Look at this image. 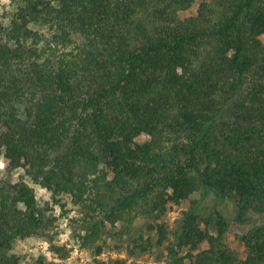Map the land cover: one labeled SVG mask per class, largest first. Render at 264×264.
Returning <instances> with one entry per match:
<instances>
[{
    "label": "trees",
    "instance_id": "16d2710c",
    "mask_svg": "<svg viewBox=\"0 0 264 264\" xmlns=\"http://www.w3.org/2000/svg\"><path fill=\"white\" fill-rule=\"evenodd\" d=\"M10 2L0 12V264H48L13 252L35 235L65 253L55 240L66 217L93 264H129L101 257L127 240L131 255L164 245L171 264H235L220 210L201 218L192 200L171 244L161 220L202 190L234 199L241 220L264 216V0ZM140 216L158 238L138 234ZM240 240L241 264H264V220Z\"/></svg>",
    "mask_w": 264,
    "mask_h": 264
},
{
    "label": "rangeland",
    "instance_id": "374dc122",
    "mask_svg": "<svg viewBox=\"0 0 264 264\" xmlns=\"http://www.w3.org/2000/svg\"><path fill=\"white\" fill-rule=\"evenodd\" d=\"M198 3H196L186 14H194L197 10ZM11 8L10 0H0V12H5ZM4 151L0 154V179L3 175V169L5 167ZM37 195L40 203L46 206V201L50 198V193L45 188L35 185ZM193 199H189L187 202L180 206L171 207L164 220L170 228L169 240L167 244L176 242L175 231L177 228V220L181 219L182 211L190 209L192 206V200H197V212L202 217L210 216L215 210H220L226 220L228 221V229L224 236V242L228 244L231 249L236 253L238 260L235 264H241V260L247 255V248L241 242L240 236L248 231L255 222H263L264 216L255 210H250L248 218L243 220L239 219V209L237 202L232 198H220L213 191H199L193 194ZM56 213L59 214L61 208L56 206ZM74 215V211L70 216ZM69 218H63L60 222V235L55 240L56 244L64 246L65 250L61 253H57L52 249L50 242L46 240L47 235H35L27 237L25 239H18L15 243L13 252L20 255L24 262L35 261L41 255H44L50 262L48 264H93L91 253L87 250L81 249L77 244L75 238L72 236V228L69 224ZM157 221V222H161ZM156 221L147 216H140L136 223L138 234L145 232L150 233L155 238H158V233L155 229L149 227L150 223ZM129 244L133 247L134 243L131 240L124 241V247L119 250H108L101 255L104 260L110 258H127V263L134 264L139 262L141 264H171L168 257V250L164 245H154L152 249L143 253L131 255L127 250ZM202 248H207L208 244L204 243ZM180 255H184L188 252L187 248L179 250ZM189 264V259H187ZM47 264V263H45Z\"/></svg>",
    "mask_w": 264,
    "mask_h": 264
}]
</instances>
